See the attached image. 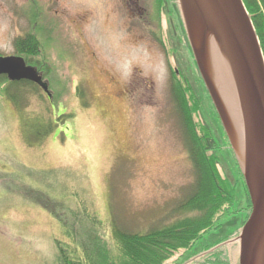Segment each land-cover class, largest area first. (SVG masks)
Returning <instances> with one entry per match:
<instances>
[{
	"label": "rangeland",
	"instance_id": "rangeland-1",
	"mask_svg": "<svg viewBox=\"0 0 264 264\" xmlns=\"http://www.w3.org/2000/svg\"><path fill=\"white\" fill-rule=\"evenodd\" d=\"M123 2L0 0V54L19 56L15 41L36 34L52 94L21 85L12 88L17 104L0 93V264H55L58 240L79 245L68 243L70 228L90 251L96 234L103 237L106 256L115 223L146 232L184 215L172 213L195 173L172 78L201 102L194 114L199 134L207 137L208 154L219 157L221 176L238 187L236 206L244 211L219 214L223 227L164 264H239V234L250 209L181 2L136 0L139 10ZM54 196L64 219L50 211ZM70 205L82 212L79 224Z\"/></svg>",
	"mask_w": 264,
	"mask_h": 264
},
{
	"label": "water",
	"instance_id": "water-1",
	"mask_svg": "<svg viewBox=\"0 0 264 264\" xmlns=\"http://www.w3.org/2000/svg\"><path fill=\"white\" fill-rule=\"evenodd\" d=\"M180 2L198 67L232 143L252 203L239 234V264H264V53L260 39L243 0ZM194 11L201 30L194 22ZM210 38L217 45V54L208 44ZM217 64L234 82L240 113L237 127L223 94L218 92ZM3 74L13 81L30 80L51 97L48 83L22 56H1Z\"/></svg>",
	"mask_w": 264,
	"mask_h": 264
},
{
	"label": "trees",
	"instance_id": "trees-1",
	"mask_svg": "<svg viewBox=\"0 0 264 264\" xmlns=\"http://www.w3.org/2000/svg\"><path fill=\"white\" fill-rule=\"evenodd\" d=\"M243 1L252 18L264 53V0ZM15 48L17 55L24 57L26 63L35 67L43 78L46 74L48 75L49 61L47 57L45 59V56L44 59L40 57L43 55V45L36 34L27 33L26 36L17 39ZM0 56L2 55L0 54ZM172 79V93L195 173V180L189 194L183 201L178 203L177 208H175L176 214L172 213V215H177L178 212H181L184 215L175 217L172 222L158 224L146 232L125 230L115 223L111 231V240L114 246L111 253L106 256V253L102 250L105 248L100 246V241L104 240L103 237L96 234L97 248L90 251L88 244L78 241L79 232H74L70 228L66 231L67 237L71 241L68 243H72V246L73 243H75V246L76 244L79 245L72 248L71 244L65 246L63 241L58 240L60 251L55 264H164L179 251L192 250L205 234L223 227V223H217V219L220 217L219 214H227V216L233 217L238 211H244V207L238 209L236 206L238 187L221 176L217 167L219 157L208 154L207 137L205 134L203 136L199 134V125L195 121L194 114L200 110L201 102L196 96L194 97L191 88L184 87L179 81ZM25 84L42 89L30 80L13 81L6 74L0 75V93L5 94L14 103L19 101V97L12 91V88L21 87ZM80 95H82L81 91ZM51 97L49 96V98ZM237 166L244 182L248 202L247 208L249 207L251 211L252 203L247 185L238 163ZM47 174L52 178V172H47ZM54 198L56 206L50 207V211L57 218L64 219L63 215L66 213H64L63 204L58 205L57 198L55 196ZM72 208L74 207L68 206V214L74 216L75 222L79 224L83 219L82 217L80 219L76 218H79L82 212L71 210ZM245 221L242 223L244 224ZM113 222L115 221L113 220ZM98 245L104 255L98 251Z\"/></svg>",
	"mask_w": 264,
	"mask_h": 264
},
{
	"label": "bare ground",
	"instance_id": "bare-ground-1",
	"mask_svg": "<svg viewBox=\"0 0 264 264\" xmlns=\"http://www.w3.org/2000/svg\"><path fill=\"white\" fill-rule=\"evenodd\" d=\"M195 14H197V12H193V19L195 24H197L198 28L201 30V23L196 19L197 17L195 16ZM208 44L210 46H214V48L216 49L213 54H217V45L214 41L213 38H210V40H208ZM219 55H222V52H218ZM214 75H215V79L218 83V86H221V91L223 92L222 94L224 95V98L228 104V108L230 110V114L234 120V123L236 125V127L239 124V110H238V98L237 95L235 94V89H234V82L233 79L228 78L227 73H225L224 70H222V68L217 64L214 65ZM233 82V84H232ZM238 112V113H237Z\"/></svg>",
	"mask_w": 264,
	"mask_h": 264
},
{
	"label": "flooded vegetation",
	"instance_id": "flooded-vegetation-1",
	"mask_svg": "<svg viewBox=\"0 0 264 264\" xmlns=\"http://www.w3.org/2000/svg\"><path fill=\"white\" fill-rule=\"evenodd\" d=\"M122 1H124L123 4L126 7L128 0H122ZM131 3L133 4V8H135L136 10H139V6L138 5L137 6L135 5V3H137L136 0H131Z\"/></svg>",
	"mask_w": 264,
	"mask_h": 264
}]
</instances>
